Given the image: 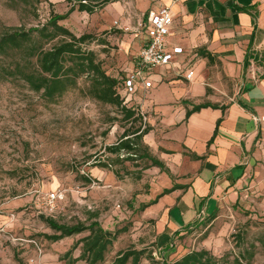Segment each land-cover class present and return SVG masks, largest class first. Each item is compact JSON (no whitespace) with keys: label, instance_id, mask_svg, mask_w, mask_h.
<instances>
[{"label":"rangeland","instance_id":"rangeland-1","mask_svg":"<svg viewBox=\"0 0 264 264\" xmlns=\"http://www.w3.org/2000/svg\"><path fill=\"white\" fill-rule=\"evenodd\" d=\"M140 1L116 0L91 14L74 9L58 23L76 36L89 33L91 39L82 47L94 52L106 74L123 78L141 45ZM69 5L66 0L30 4L0 0V35L40 27L51 12L64 14ZM58 40L37 38L35 45L46 49ZM24 63L37 69L35 55L17 50L0 55V264H65L68 250L74 264H88L80 258V239L89 231L54 240L50 237L58 232L46 224V217L66 225L96 220L116 233L97 264H110L128 250L142 252L136 264H152L149 256L155 264H171L184 253L201 249L221 264H230L235 257L242 264H264L263 208L220 206L212 216L196 219L171 245H158L154 220L145 215L152 175L144 166L149 160H126L110 169L92 165L114 157L105 147L129 126L119 108L94 99L86 75L62 94L47 98L10 74ZM204 77L206 92L216 103L236 95L239 78L226 74L220 62L208 61ZM154 91V97L146 96L155 102L169 98L164 82ZM144 97L137 93L136 99L144 103ZM141 111L147 123L149 113L144 107ZM54 189L63 191L64 197L50 211L43 196ZM126 264H134L131 257Z\"/></svg>","mask_w":264,"mask_h":264},{"label":"crops","instance_id":"crops-1","mask_svg":"<svg viewBox=\"0 0 264 264\" xmlns=\"http://www.w3.org/2000/svg\"><path fill=\"white\" fill-rule=\"evenodd\" d=\"M161 5L172 15L168 46L183 53L154 68L153 86L138 84L131 103L149 113L142 141L163 163L146 168L152 180L145 215L154 220L157 244L166 246L220 206L264 209V0H141L140 22ZM208 61L239 78L234 98L216 103L206 92ZM163 82L167 100L146 96ZM203 102L210 105L186 116Z\"/></svg>","mask_w":264,"mask_h":264},{"label":"trees","instance_id":"trees-1","mask_svg":"<svg viewBox=\"0 0 264 264\" xmlns=\"http://www.w3.org/2000/svg\"><path fill=\"white\" fill-rule=\"evenodd\" d=\"M13 1V0H9ZM24 4H30L31 0H18ZM70 5L64 14L50 13L47 22L40 27L29 28L28 30L16 29L0 35V55H6L9 50L21 51L23 55L36 56L37 69H29L27 64L15 65L10 74H17L23 79L30 89L41 93L47 98L62 94L68 88L73 87L77 78L86 75L88 78V93L96 100L114 105L119 108L122 120L129 122L120 137L114 143L107 145L105 150L114 157L108 161L97 160L92 165L112 168L115 163L126 160L146 158L149 163L144 166H158L163 168V163L152 156L145 145L142 146V137L149 130L148 125L142 127V115L137 106L131 100H125L122 94V78L110 76L101 69L99 61L95 59V54L91 49L82 47L84 43L91 39L89 33L76 36L58 21L65 18L74 9L94 13L110 2L116 0H66ZM59 40L46 49H38L35 45L37 38L44 40ZM211 59L210 53H203ZM28 62V61H27ZM203 102L193 105L187 109L186 116L200 107L208 106ZM138 123V124H137ZM120 156L121 159H120ZM114 173L118 176L117 171ZM86 181L90 179H86ZM136 178H140L137 174ZM168 190H164L166 192ZM214 211L210 213L212 216ZM48 226L58 232L52 235V239L57 240L72 234L88 230V235L82 237L81 259H85L88 264H97L103 259L104 252L116 237V233L103 229L94 220L89 224L77 222L73 225L58 224L50 217L44 218ZM140 251H124L117 255L110 264H126L131 257L134 264L139 260ZM70 251H66L65 264H74L75 259L69 257ZM152 264L155 260L148 257ZM171 264H221L214 255L205 249L192 250L184 253ZM230 264H242L238 257H235Z\"/></svg>","mask_w":264,"mask_h":264},{"label":"built area","instance_id":"built-area-1","mask_svg":"<svg viewBox=\"0 0 264 264\" xmlns=\"http://www.w3.org/2000/svg\"><path fill=\"white\" fill-rule=\"evenodd\" d=\"M172 15L167 5H161L157 9L145 13L139 28L144 32L145 38L140 45L132 69L122 78V94L125 100H131L137 91L138 84L144 89L151 88V71L157 67H168L172 65L175 57L183 53L179 45L168 46L167 37L170 34ZM193 70H188L185 77L190 79ZM140 112V110H139ZM143 123L145 116L142 112ZM64 194L60 189L48 191L43 196L45 208L52 211L57 202L63 199Z\"/></svg>","mask_w":264,"mask_h":264}]
</instances>
